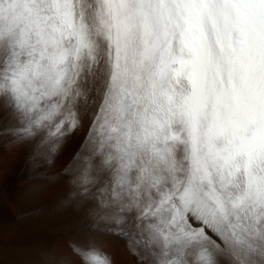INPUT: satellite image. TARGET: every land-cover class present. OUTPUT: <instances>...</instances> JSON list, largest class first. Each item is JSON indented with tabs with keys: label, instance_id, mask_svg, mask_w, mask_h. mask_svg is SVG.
Listing matches in <instances>:
<instances>
[{
	"label": "snow or ice",
	"instance_id": "obj_1",
	"mask_svg": "<svg viewBox=\"0 0 264 264\" xmlns=\"http://www.w3.org/2000/svg\"><path fill=\"white\" fill-rule=\"evenodd\" d=\"M0 138L63 181L79 264H264V0H0Z\"/></svg>",
	"mask_w": 264,
	"mask_h": 264
},
{
	"label": "bare ground",
	"instance_id": "obj_2",
	"mask_svg": "<svg viewBox=\"0 0 264 264\" xmlns=\"http://www.w3.org/2000/svg\"><path fill=\"white\" fill-rule=\"evenodd\" d=\"M76 148L69 139L49 174L61 168ZM62 180L34 174L29 150L0 138V264H59L65 258L79 264L70 242L85 244L87 225L80 213L61 206ZM115 264H131L123 244L109 245Z\"/></svg>",
	"mask_w": 264,
	"mask_h": 264
}]
</instances>
